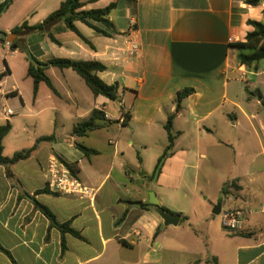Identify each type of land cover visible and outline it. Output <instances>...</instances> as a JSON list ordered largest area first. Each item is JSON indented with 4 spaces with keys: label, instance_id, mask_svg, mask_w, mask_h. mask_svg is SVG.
<instances>
[{
    "label": "crops",
    "instance_id": "crops-1",
    "mask_svg": "<svg viewBox=\"0 0 264 264\" xmlns=\"http://www.w3.org/2000/svg\"><path fill=\"white\" fill-rule=\"evenodd\" d=\"M62 1L14 0L0 22L17 5L21 24L37 26ZM80 1L82 10L118 3L110 15L115 30L111 37L77 22L87 44L59 21L47 27L55 41L41 31L15 36L29 51L33 39L31 51L39 61L56 57L102 62L107 70L100 77L119 86L120 103L130 118L121 124V108L114 111L109 99L94 96L72 69H46L54 90L41 82L34 95L28 62L31 82L26 90L21 85L6 89L12 72L0 47V75L6 74L0 78V125L12 124L3 140L4 156L54 135L52 141L39 143L28 159L9 168L0 165V245L16 264H264V121L251 97V109L244 108L231 85L238 77L249 83L247 73L256 84L264 74V65L259 68L264 59L252 66L256 70L241 66L232 47L253 30L249 21L264 24V0L257 5L247 0ZM32 14L37 23L28 22ZM15 27L0 31L9 35ZM2 44L11 56L20 52L0 40ZM132 44L139 46L137 51H128ZM185 88L194 93L176 112V94ZM14 98L21 101L15 119L4 108ZM256 104L264 106V94ZM95 109L109 115L108 124L74 136V127ZM174 114V146L154 178L158 158L168 146L165 124ZM159 129L166 132L167 143L152 150L153 140L161 138ZM9 135L13 138L6 150ZM233 135L240 147L252 140L257 149L238 161ZM76 143L99 153L87 157ZM17 144L21 149H15ZM52 159L76 164L75 176L90 195L52 190L47 184ZM225 186L227 194L222 193ZM153 198L180 217L177 225L164 224L150 203ZM35 201L59 224L70 223L82 238L66 234L62 251L61 231L51 226ZM218 204L221 211L215 215ZM230 211L240 214L237 230L224 227L223 216ZM0 264L14 263L0 251Z\"/></svg>",
    "mask_w": 264,
    "mask_h": 264
},
{
    "label": "trees",
    "instance_id": "trees-1",
    "mask_svg": "<svg viewBox=\"0 0 264 264\" xmlns=\"http://www.w3.org/2000/svg\"><path fill=\"white\" fill-rule=\"evenodd\" d=\"M13 1L14 0H4V2L0 3V17L11 7ZM247 3L250 5H257L258 0H247ZM117 6L118 3L115 2L102 9L82 10L83 4L80 0H63L60 7L52 14H50L42 24H39L37 26H29L27 22H24L20 26L15 27L11 31V34L21 36L34 31H41L46 32L50 39L55 41L54 36L47 31V27L50 24L59 21L64 23L66 28L74 32L85 43L90 44L88 40L77 29L76 23L81 22L97 33L107 37H111L112 34L115 33V30L114 27H112L110 15L111 12L115 8H117ZM248 24L253 27V30L247 34L246 40L244 42H236L232 45V47L238 50L239 64L241 66L250 68L264 59V24L256 21H249ZM0 35H2L0 37V40L3 43H6L9 35L3 31H0ZM10 47L13 50H20L27 55L29 62L27 75L33 79L34 95H36L38 91V85L41 82L46 83L51 89L54 90L52 82L45 71L49 67H57L62 70L72 69L73 71H75L83 79L85 84L90 88L94 96H103L110 101H120L119 86L116 84H108L103 79H101L100 74L104 73L107 70V67L100 61L73 60L69 58L56 57H52L46 61H39L26 47L22 46L18 42V39L12 41L10 43ZM3 75L6 74H1L0 78ZM193 93L194 89L185 88L183 90H180L176 94V112L180 110L181 103ZM105 114L106 113L103 111L97 109L93 110L87 120L78 123L74 127L73 135L77 137H83L91 131L103 128L108 124ZM126 117L127 120L130 118L129 113H127ZM174 118L175 114L171 115L165 124V130L168 135V146L164 150L163 154L158 158L157 164L152 174L154 178H156L161 173L165 160L171 155L175 140V137L172 133ZM11 130L12 124L9 121L0 125V165H4L7 168L21 160L28 159L37 148V145L39 143L50 142L54 139V135L42 137L37 140L36 144L31 149L17 152L12 157H6L3 154V140L11 132ZM75 146L80 149L87 157L99 153L97 150L89 149L82 144L76 143ZM67 167L72 172V174H77L78 168L76 164H68ZM8 176L11 177L10 171H8ZM228 188L229 186H225L222 190V193L227 194ZM35 205L50 220L51 226L56 227L61 231L62 251H64L66 248L64 241V237L66 234H71L76 238H82L80 233L71 227L70 223L59 224L56 221L54 214L47 207L38 203L37 201H35ZM141 206L147 208L152 207V205L150 204H141ZM0 251L7 254L12 262L16 264L10 252L5 250L1 245Z\"/></svg>",
    "mask_w": 264,
    "mask_h": 264
},
{
    "label": "rangeland",
    "instance_id": "rangeland-1",
    "mask_svg": "<svg viewBox=\"0 0 264 264\" xmlns=\"http://www.w3.org/2000/svg\"><path fill=\"white\" fill-rule=\"evenodd\" d=\"M114 14L116 15L118 13H114ZM29 15H31V14H29ZM36 19H37L36 14H34V16L32 14V16H30L28 18V22L30 24L37 23ZM21 23H22V17H20V12H19L17 5H16L3 17V19L0 22V29H3L5 27L13 28L17 25H20ZM80 26H82V25H80ZM1 36L2 35H0V37ZM30 36H32V35H30ZM16 39H17V37H14V38L12 37L13 41ZM19 42L21 45L25 46V43L22 39H20ZM29 42H32L31 44L27 45L30 47V51H31V46H33V39H29ZM4 44L6 45V43H4ZM0 47H1L2 54H4V55L8 54L7 55V62L10 64V68H11V72H12V75L9 76V78L5 82V88L11 89L13 87H16L17 85H21L22 89L25 91L31 82L30 81L31 79H29V77H27V75H26V70H27L26 64L28 63L27 55L24 52L20 51L17 54H15V56H11V55H9L7 49L4 48L3 44ZM31 53H32V51H31ZM0 64L2 66H4V61L2 59H0ZM263 65H264V60L259 65L260 70L263 69ZM251 68H252V70H256V67H251ZM248 71H250V70H248ZM73 74L76 76L77 82H79L80 84H82L84 86V82L82 81V79L76 73H73ZM246 76L249 80V83H246L244 81L239 80V77H238V78H236V80L231 81V85L234 86V88L237 90V92H235V93H237L239 95V101L244 108L251 109L250 105L248 103L249 98L251 97V99L254 101L253 103L255 104L257 113L259 114L260 118L264 121V106H258L256 104V101L261 98V95L259 93L264 94V74H261L257 78L258 82L256 84H254V80H252L255 78L251 77V75L249 73H247ZM104 81L109 82V79L105 78ZM20 104H21V101L19 98L9 99L6 102V104H4V108L5 109H11L15 113V116L13 117L15 119L16 114L18 113V109H19ZM109 104L114 111L116 110V108L122 107L120 105L121 104L120 101H109ZM2 105L3 104L1 103L0 107H2ZM242 129L245 130V128L243 126H242ZM137 131H141V129H139V126L137 128ZM232 132H234V131H232ZM159 134H161V138L159 137L158 139H154L153 145L150 147V149L156 150V149H158V147H162V142L167 143L166 132L161 131V129H159ZM233 137H234V135H233ZM10 138H13L12 135H9V137L6 140V150L10 149V147H11L9 145V139ZM242 141H243V143L246 141L245 137L242 138ZM231 143H232V146L234 149V156L236 157V159L238 161H240L242 158H244L243 155L250 156L257 149V145L252 140L249 141L250 144L248 146H244L243 148L240 147L239 146V139L237 138V136H235L231 140ZM21 147H22L21 144H19V145L17 144L15 149H21ZM150 167L151 168L153 167L152 163L149 166V170H150ZM152 194H153V192H152ZM228 199H230V196ZM225 200H227V199H225Z\"/></svg>",
    "mask_w": 264,
    "mask_h": 264
},
{
    "label": "built area",
    "instance_id": "built-area-1",
    "mask_svg": "<svg viewBox=\"0 0 264 264\" xmlns=\"http://www.w3.org/2000/svg\"><path fill=\"white\" fill-rule=\"evenodd\" d=\"M233 42V39L230 40ZM7 47H10V43L6 42ZM137 44H132L129 48V52H135L138 50ZM121 115L119 122L123 124L127 121V112L123 109L121 104ZM7 114H12L11 110H7ZM106 118H109L108 114H105ZM47 184L48 186L59 193L76 196H87L90 195V189L85 186L67 166L57 159H52L47 168ZM237 212H226L223 216L224 227L237 230L240 226V220Z\"/></svg>",
    "mask_w": 264,
    "mask_h": 264
},
{
    "label": "water",
    "instance_id": "water-1",
    "mask_svg": "<svg viewBox=\"0 0 264 264\" xmlns=\"http://www.w3.org/2000/svg\"><path fill=\"white\" fill-rule=\"evenodd\" d=\"M12 37H16L15 35L13 34H10L7 38V41L9 43H11L13 40H12ZM150 203L153 204V208L154 210L158 213V215L164 220V224L165 225H177L178 224V221L180 219L179 216H176V215H173L171 214L170 212L166 211L165 209L159 207L158 205V202L153 198L152 200H150ZM220 211H221V204H218L217 207L214 209L213 213L215 215H219L220 214Z\"/></svg>",
    "mask_w": 264,
    "mask_h": 264
}]
</instances>
